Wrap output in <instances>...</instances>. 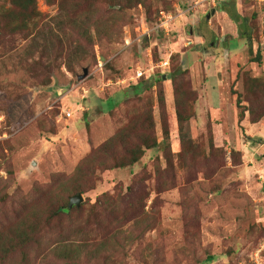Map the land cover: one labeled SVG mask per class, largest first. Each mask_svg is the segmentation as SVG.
Listing matches in <instances>:
<instances>
[{"label":"rangeland","instance_id":"374dc122","mask_svg":"<svg viewBox=\"0 0 264 264\" xmlns=\"http://www.w3.org/2000/svg\"><path fill=\"white\" fill-rule=\"evenodd\" d=\"M196 2L148 0V9H127L119 35L94 44V62L71 72L49 50L38 78L28 70L30 39L0 33V254L18 223L36 226L35 240L0 264H71L50 248L125 229L110 249L112 264H264V0ZM9 6L0 0V12ZM36 7L58 11L47 0ZM108 13L98 2L94 16ZM168 56L169 66L154 67L149 79L134 78ZM148 81V91L132 92ZM110 97L119 103L108 110ZM177 100L189 115L181 124ZM248 107L253 115L239 120ZM124 127L154 136L156 145L129 168L106 167L100 155L84 162ZM122 152L118 144L113 155ZM82 161L89 172L82 166L75 174ZM77 194L82 201L68 208ZM58 204L68 212L50 218Z\"/></svg>","mask_w":264,"mask_h":264},{"label":"trees","instance_id":"16d2710c","mask_svg":"<svg viewBox=\"0 0 264 264\" xmlns=\"http://www.w3.org/2000/svg\"><path fill=\"white\" fill-rule=\"evenodd\" d=\"M7 1L10 3V6L8 8H2L0 12V33L6 35L21 33L24 37L30 39L32 43L27 55L28 59H31L33 67L28 68V70L37 78L41 74L37 64L40 65V61L45 52L53 50L54 54L51 58L52 61L56 62L58 60L59 63H63L69 71L74 72L75 66H78L82 61L88 58H90L91 62L95 61L96 57L93 47L96 42H101L102 40L110 42L119 35L123 25V17H125L124 13L127 9L133 8L138 4L148 9V0H47L48 3L58 6L57 13L48 16L37 10L36 0ZM98 2L108 6L109 13L107 15L100 14V16H94L95 7ZM66 5H70L68 12L64 9ZM221 10L226 11L231 16V19L236 21L237 17L235 14H232L229 10L224 8ZM247 37L249 38V35H247ZM254 60L259 61L258 58ZM159 71L162 72L161 69H159ZM151 75L147 76L143 73L137 80L141 78L149 79ZM174 77L175 71L173 70L170 72L167 79L173 81ZM40 81L46 84L49 82V80ZM156 81H161L160 77H157ZM153 84L154 83L151 81H148L142 87L133 85L132 92L139 94L142 91H148ZM132 92L126 90L125 95ZM107 99V101H109V106L111 105L108 110H111L119 103L118 99L111 97ZM112 101L115 103H112ZM175 105L176 115L181 124L189 115H183L179 112L180 104L178 100L175 102ZM236 105L238 108H242L239 99H237ZM245 111H248L250 115L254 113V110L250 107L241 109L238 112L239 120H242ZM257 117L258 116H252L251 120L256 121L258 120ZM151 126L152 123H150V127ZM126 128L127 127L120 129L99 145L84 162L87 160L91 161L92 157L96 158L100 155L102 158L105 157V159L109 161L106 167L120 169L129 168L144 155L146 149L156 145L157 142L154 136L150 134H132L129 132V129L127 130ZM118 144L123 146V152L120 155L114 156L113 150ZM82 166L89 172L82 161V163L76 167L75 174L82 172ZM103 167L106 168L105 165ZM81 192V190L77 189V193ZM74 208H76V205ZM52 211L53 213L49 216L50 218L61 213H67V205L58 204ZM143 215H147V213L143 212ZM150 218V222L146 225L147 228L151 227L150 223L153 218ZM24 224L28 225V229L31 228V231L34 232L36 226L32 223V220L18 223L19 227L13 231L14 238L12 239V245L7 247L5 251L1 247L4 253V256L0 254L2 261L7 259V254L20 249V247L26 246L27 242L29 245V243L35 240L36 231L33 234L34 236H32L30 230L24 227ZM125 232L129 234L128 229L118 230L116 233H110L108 236L106 235L98 241H92L87 238L80 239V241H62L54 247H51L50 253L58 259L69 261L71 264H77V262H81L83 259L88 264L98 263L99 260L105 262V264H112L113 262L110 256L119 245V242H116V238L123 240L121 234ZM140 236L142 237V233H139L138 236L136 234L135 237L130 239L129 235H127L124 237V240L131 241ZM109 237L110 240L114 241L111 246L112 248L108 246V240H106Z\"/></svg>","mask_w":264,"mask_h":264},{"label":"built area","instance_id":"2783aa9c","mask_svg":"<svg viewBox=\"0 0 264 264\" xmlns=\"http://www.w3.org/2000/svg\"><path fill=\"white\" fill-rule=\"evenodd\" d=\"M215 1H217V0H197V2H196V4H204L205 2H212V3H214ZM163 25V22L161 23V24H159L158 26L160 27V26H162ZM165 66V65H169V56H168V61L167 60H161L158 64H156V65H152L150 68H149V72H147L146 73V71H148V70H146V71H142V70H140V69H136L134 72H135V74H134V78H138V77H140V76H142L143 75V73L144 74H146L147 76H149V75H151V73H153V69H154V67H160L161 68V66ZM165 69V68H164ZM161 71H162V69H161ZM64 115H65V117H70L71 115H72V111L71 110H66V111H64Z\"/></svg>","mask_w":264,"mask_h":264},{"label":"water","instance_id":"95a60500","mask_svg":"<svg viewBox=\"0 0 264 264\" xmlns=\"http://www.w3.org/2000/svg\"><path fill=\"white\" fill-rule=\"evenodd\" d=\"M211 13H214V10H212ZM87 72H88V68L87 67H84L82 69V74H80L78 76V79L83 78L87 74ZM81 201H82L81 194H77V195L71 197L70 200H69V203H68V208H70L72 205L78 206Z\"/></svg>","mask_w":264,"mask_h":264}]
</instances>
